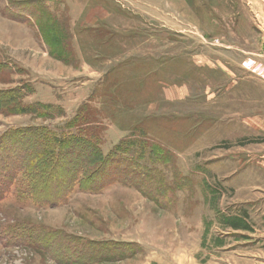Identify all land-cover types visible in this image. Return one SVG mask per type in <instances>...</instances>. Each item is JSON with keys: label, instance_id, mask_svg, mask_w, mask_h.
<instances>
[{"label": "rangeland", "instance_id": "obj_1", "mask_svg": "<svg viewBox=\"0 0 264 264\" xmlns=\"http://www.w3.org/2000/svg\"><path fill=\"white\" fill-rule=\"evenodd\" d=\"M263 76L264 0H0V137L115 154L34 196L16 171L0 264H264Z\"/></svg>", "mask_w": 264, "mask_h": 264}, {"label": "trees", "instance_id": "obj_2", "mask_svg": "<svg viewBox=\"0 0 264 264\" xmlns=\"http://www.w3.org/2000/svg\"><path fill=\"white\" fill-rule=\"evenodd\" d=\"M51 16V14L47 15L46 18L40 20L41 25L45 23L42 29L48 26ZM51 21L54 24L53 19ZM51 33L56 35L57 32ZM51 53L54 57L62 61L65 60L64 58H60V56H66L62 51H52ZM3 98L0 99L3 104H8L16 100L12 92H9ZM44 131H46V128L39 126L27 130L14 131L11 133L12 137L10 135L0 137V198L4 197L12 185L16 183V179H14L16 171L28 177L27 182L30 184V187L27 185V191L30 196H34L35 192L33 190L37 175L40 174L39 179L46 180V184H49L48 182L59 184L61 178L66 179L72 185L73 183L79 184L81 180L92 182L93 178L101 175L99 172L106 167L108 161H111V158L115 155L110 152L107 158H104L96 146L90 144V141L80 144V152L76 147L83 140L81 137L74 135H67V137L65 135L57 136L54 133L44 134ZM41 136L46 139V145L44 143L40 144V141H38ZM32 148H35V151H32ZM14 163L15 167L12 168V164ZM39 167H44V169L41 172L38 171L39 174H37ZM64 169L67 170V178L61 172ZM78 176H81V178L79 179ZM8 181L11 183L7 188L6 184ZM22 194L26 195V191L24 193L22 192ZM233 228L239 229L236 226Z\"/></svg>", "mask_w": 264, "mask_h": 264}, {"label": "built area", "instance_id": "obj_3", "mask_svg": "<svg viewBox=\"0 0 264 264\" xmlns=\"http://www.w3.org/2000/svg\"><path fill=\"white\" fill-rule=\"evenodd\" d=\"M245 67H247V66L245 65ZM247 68H249V67H247ZM249 69H250V68H249ZM255 72H256V70H255ZM259 72H260V71H259ZM261 74H263V72H262V73L260 72V75H261ZM263 77H264V76H263Z\"/></svg>", "mask_w": 264, "mask_h": 264}]
</instances>
